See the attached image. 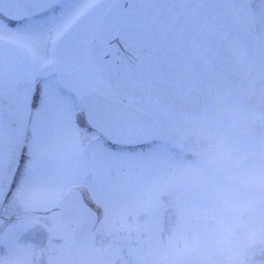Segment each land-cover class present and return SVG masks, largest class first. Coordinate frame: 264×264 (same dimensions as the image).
Returning a JSON list of instances; mask_svg holds the SVG:
<instances>
[{
	"label": "rangeland",
	"instance_id": "374dc122",
	"mask_svg": "<svg viewBox=\"0 0 264 264\" xmlns=\"http://www.w3.org/2000/svg\"><path fill=\"white\" fill-rule=\"evenodd\" d=\"M251 5L260 55L264 52V0H251ZM9 35L4 34L5 46ZM93 59L96 65L94 55ZM252 88L253 84L246 97L224 100L201 117H187L157 103L143 106L157 120V141L131 153L121 152L108 169L110 185H101L92 168L64 166L56 159L60 153H69L71 159L91 160L101 145L108 147L84 126L79 104L80 97L91 91L115 98L108 77L100 72L89 75L86 70L74 90L59 86L45 138L51 156L39 168L28 147L35 113L25 123L13 97L6 94L0 100V264H171L173 242L199 231L197 210L208 205L206 181L211 173L203 170V159L217 138L237 139L227 132V124L253 114L248 111ZM230 105H234L232 111ZM255 115L259 119L252 131L256 125L264 129V115ZM166 131L168 140L162 139ZM189 135L211 139L198 160L183 158L182 144ZM196 169H202L200 175L194 174ZM70 190L80 191L99 216L94 233L79 243L57 208ZM246 264H259V245L246 257Z\"/></svg>",
	"mask_w": 264,
	"mask_h": 264
},
{
	"label": "water",
	"instance_id": "95a60500",
	"mask_svg": "<svg viewBox=\"0 0 264 264\" xmlns=\"http://www.w3.org/2000/svg\"><path fill=\"white\" fill-rule=\"evenodd\" d=\"M106 24L93 55L112 86L135 101L158 102L190 117H201L228 98L256 51L250 0H115ZM113 44H120L119 51ZM80 102L88 126L107 141L142 146L158 136L157 121L137 107L96 91ZM249 105L264 114V79ZM183 150L196 156L197 140L188 138ZM58 209L74 229L75 242L95 230L98 215L79 191L65 194Z\"/></svg>",
	"mask_w": 264,
	"mask_h": 264
},
{
	"label": "snow or ice",
	"instance_id": "6c2138e0",
	"mask_svg": "<svg viewBox=\"0 0 264 264\" xmlns=\"http://www.w3.org/2000/svg\"><path fill=\"white\" fill-rule=\"evenodd\" d=\"M113 4L114 0H0V100L11 95L25 123L35 113L28 147L36 168L51 156L45 138L59 86L72 91L86 70L89 75L100 71L93 52L109 28L106 17ZM5 32L10 34L7 46ZM112 46L119 51L120 44ZM130 147L109 140L108 147L101 145L91 160L71 159L69 153H60L56 159L64 166L92 168L101 185H110L108 169Z\"/></svg>",
	"mask_w": 264,
	"mask_h": 264
},
{
	"label": "clouds",
	"instance_id": "9594fccd",
	"mask_svg": "<svg viewBox=\"0 0 264 264\" xmlns=\"http://www.w3.org/2000/svg\"><path fill=\"white\" fill-rule=\"evenodd\" d=\"M258 119L250 114L233 127L250 128ZM203 170L211 177L208 205L197 210L201 227L173 242L171 264H246L252 250L264 245V140L221 136L204 157Z\"/></svg>",
	"mask_w": 264,
	"mask_h": 264
},
{
	"label": "flooded vegetation",
	"instance_id": "af4514ba",
	"mask_svg": "<svg viewBox=\"0 0 264 264\" xmlns=\"http://www.w3.org/2000/svg\"><path fill=\"white\" fill-rule=\"evenodd\" d=\"M255 22H256V19H255ZM256 33H257L256 51H255V56H254V59H253V63L251 65V68H250L247 76L245 77V79L243 80V82L241 83V85L239 86V88H237V90L235 92H233L228 97V99H226V100L233 99V101H236L237 102L240 97L243 98V97H246L249 94V89H250V87H251L252 84H253V88L251 90V93L253 92L254 87L256 86L257 82L259 80H261V79H264V66H263V64H264V52L259 55V30H257V26H256ZM96 65H97V63H96ZM100 74H101V72H100ZM101 75L104 76L103 74H101ZM113 90L117 93V95H116L115 98L110 97L112 99L122 100V101H124L126 103H129V104H132V105L137 106L141 110H143L142 107L146 105V104H143V103H140V102L132 101L131 99L123 96L118 91L117 88H113ZM238 95H239V97H237ZM233 107H234V105H232V106L230 105L229 111H232L233 110ZM248 111L251 112V113H253V114H258L259 115V113H254L250 109V107H249V100H248ZM260 115H263V114H260ZM227 125H228L227 132L234 134L237 139H241V140H249V139L253 140V139H255V140L259 141V140H262L263 137H264V129L262 127H260L259 125H256L254 127L253 131H252V127H250V128H246V127L235 128V127H233V124L231 122H229ZM259 128H261L260 135H259V130H258ZM167 133L169 134V136L167 138H165L164 140H168L170 138V133L168 131H167ZM253 133H254V135H253ZM253 136H255V137H253ZM190 137H193V138H195L197 140V155L196 156L186 155L183 152L185 141L188 138H190ZM162 139H163V136H162ZM102 140L108 146V143L103 138H102ZM156 141H157V139L154 140V141H152V142H150V143H148V144H146V145H144V146H142V147L125 148L123 152H125V153H129L130 152L131 153V152H133V151H135L137 149L146 148V147L150 146L151 144H153ZM210 144H211V139L210 138H200V139H198L197 137L192 136V135L187 136L185 138V140L183 141V144H182V154H183V158L197 159L198 160V158L201 156L202 152H204L205 150H207L210 147ZM203 146H205V147H203ZM259 264H264V246L263 245H259Z\"/></svg>",
	"mask_w": 264,
	"mask_h": 264
}]
</instances>
